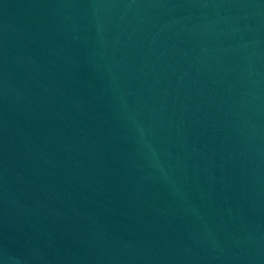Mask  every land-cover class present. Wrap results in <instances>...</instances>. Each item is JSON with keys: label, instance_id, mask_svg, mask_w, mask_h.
<instances>
[{"label": "water", "instance_id": "obj_1", "mask_svg": "<svg viewBox=\"0 0 264 264\" xmlns=\"http://www.w3.org/2000/svg\"><path fill=\"white\" fill-rule=\"evenodd\" d=\"M0 264H264V0H0Z\"/></svg>", "mask_w": 264, "mask_h": 264}]
</instances>
